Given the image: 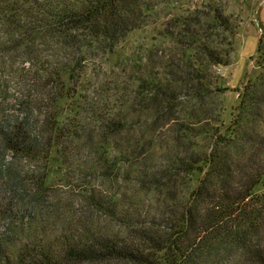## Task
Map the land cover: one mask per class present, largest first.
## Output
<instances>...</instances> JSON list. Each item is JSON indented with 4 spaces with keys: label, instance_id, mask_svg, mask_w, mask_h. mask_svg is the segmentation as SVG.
<instances>
[{
    "label": "trees",
    "instance_id": "trees-1",
    "mask_svg": "<svg viewBox=\"0 0 264 264\" xmlns=\"http://www.w3.org/2000/svg\"><path fill=\"white\" fill-rule=\"evenodd\" d=\"M143 13L138 0H0V264H238L237 251L264 264V68L226 124L224 109L212 122L202 104L183 108L213 94L210 66L230 63L211 40L233 30L223 7L172 17L164 33L181 54L133 60L118 96L99 106L80 93L90 52L113 51ZM72 98L81 103L68 115L61 102ZM162 147L156 168L149 156ZM123 180L151 185L165 211L145 210L115 187Z\"/></svg>",
    "mask_w": 264,
    "mask_h": 264
},
{
    "label": "rangeland",
    "instance_id": "rangeland-1",
    "mask_svg": "<svg viewBox=\"0 0 264 264\" xmlns=\"http://www.w3.org/2000/svg\"><path fill=\"white\" fill-rule=\"evenodd\" d=\"M138 2L144 6V13L140 19L141 25L130 31L113 51L98 54L94 51L90 52L86 58V68L81 72V81L85 83V86L80 90V93L82 95L91 94L96 101H99L98 105L100 106L109 96H118L116 91L119 90L116 87H121L118 81L126 80L127 75L124 70L131 67L133 60L136 59L143 65L149 64V58L158 62L163 55L169 57L177 53L180 55L182 49L174 43L172 37L164 33V29L169 25V20L177 15H188L194 12L206 14L209 11L210 3H215L223 7L225 14L230 17L233 30L218 29L212 34L211 40L213 45L229 50L230 63L227 66H210L213 76L216 77L213 78L214 83L210 86L213 94L208 96L203 103L186 99L183 108H197L202 104L206 113H210L212 122H214V116L216 118V115L224 109L219 118L225 124L228 123L231 120L233 108L240 99L238 92L242 93L249 80L255 81L264 68V0H138ZM203 32L206 33L205 28H203ZM205 39L203 42L207 41ZM216 84L219 85V92L215 89ZM105 88L111 89V91L106 92ZM61 103L66 114L74 115L77 114V105L81 101L72 98L64 99ZM82 113V118L89 115L85 110ZM133 117V123H140L137 131L142 138L148 139L149 134H151L149 138L155 137L156 133H148L149 129H145L143 125V120H147L146 116ZM146 122H144L145 125H147ZM156 123L159 128L160 141H168L172 136L171 132L166 127L160 128L162 121L159 120ZM123 136L130 135L126 133ZM197 140L201 142V145H204L203 149H208L211 145L210 141L202 136ZM180 143L183 144V140H180ZM89 158L91 157H85V161ZM150 158H152L150 162L153 166L162 167L165 164V148H160L155 155H150ZM132 161L134 160L132 159ZM132 167L133 171L139 168L138 165ZM71 172L75 173L74 170ZM74 175L71 180L73 186L78 183V173L76 172ZM134 175L132 174L130 177L134 178ZM52 176L56 179V183L58 181L62 183V179L64 180L61 172H53ZM92 176L88 175L86 179H94ZM69 177L71 176L69 175ZM125 177L126 174L123 170V179ZM198 179V174H194L192 181H189L187 185V191L188 187L192 189L197 185ZM114 185L116 188H123V192L126 191L128 197L134 199L138 197L141 203L147 204L145 210L147 208L154 209L157 213L165 211V207L161 206L162 204L157 202L158 199L153 192H150L151 185L148 183L133 186V183L123 180V182H114ZM59 188V192L65 194L70 190L68 185L66 187L59 186ZM67 200L73 206L75 203L77 209L83 208L84 203L77 195L67 197ZM241 254V251H237L235 254L238 264H255L246 261ZM117 264L124 263L117 262Z\"/></svg>",
    "mask_w": 264,
    "mask_h": 264
},
{
    "label": "built area",
    "instance_id": "built-area-1",
    "mask_svg": "<svg viewBox=\"0 0 264 264\" xmlns=\"http://www.w3.org/2000/svg\"><path fill=\"white\" fill-rule=\"evenodd\" d=\"M241 92H238V96H240Z\"/></svg>",
    "mask_w": 264,
    "mask_h": 264
}]
</instances>
